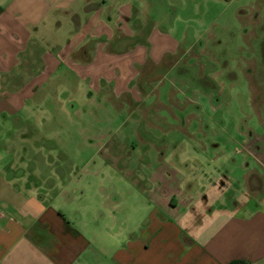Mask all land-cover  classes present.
<instances>
[{
    "label": "crops",
    "instance_id": "obj_1",
    "mask_svg": "<svg viewBox=\"0 0 264 264\" xmlns=\"http://www.w3.org/2000/svg\"><path fill=\"white\" fill-rule=\"evenodd\" d=\"M155 3L0 0V136L6 145L0 156V264H264V144L241 145L236 154L242 159H231L241 176L219 169L208 180V197L205 188L193 193L192 180L161 160L156 148L155 167L146 161L149 172L128 177L136 191L145 184L148 191L140 196L157 187L159 192L132 206L134 194L122 195L127 202L117 208L119 241L110 255L102 239L107 230L97 223L101 214L89 219L87 236L84 225H76L80 217L67 208L73 192L62 196L65 192L43 188L44 161L30 164L27 149H15L14 138H7L12 128L21 145L30 142L27 135H40L31 120L45 113L46 88L59 87L62 80L85 85L99 102L123 101L137 111L149 97L142 87L153 82L158 68L170 66L168 57L179 47L157 29L148 10ZM153 97L155 104L158 96ZM168 101L171 97L162 98ZM28 120L32 130L24 126ZM32 146L33 153L44 151L40 144ZM62 198L66 203L58 202Z\"/></svg>",
    "mask_w": 264,
    "mask_h": 264
},
{
    "label": "rangeland",
    "instance_id": "obj_2",
    "mask_svg": "<svg viewBox=\"0 0 264 264\" xmlns=\"http://www.w3.org/2000/svg\"><path fill=\"white\" fill-rule=\"evenodd\" d=\"M157 1L149 13L157 29L179 47L168 57L170 66L158 68L153 82L142 87L149 97L137 111L123 101L118 106L99 102L85 85L62 80L59 87L46 88L45 113L31 120L40 135H27L30 142L23 145L16 140V128L7 136L14 138L15 149H27L30 164L44 161L39 177L43 188L65 192L62 196L73 192L74 202L67 208L80 217L76 225H84L87 236L89 219L101 214L96 221L105 225L102 239L110 255L119 241L122 211L117 208L124 209L127 202L122 195L134 194L132 206L159 192L157 187L140 196V191H148L145 184L137 192L129 183L128 176L137 170L149 172L146 161L155 167L158 153L163 154L161 160L192 180L193 193L205 188L208 197V180L217 177L219 169L241 176L231 160L242 159L236 154L241 145L264 144V0ZM153 96H158L155 104ZM164 96L171 102H162ZM24 126L33 128L30 120ZM4 138L0 136V156ZM34 142L44 148L39 155L31 150ZM114 197H119L115 204ZM62 200L66 203L65 198L58 202Z\"/></svg>",
    "mask_w": 264,
    "mask_h": 264
},
{
    "label": "trees",
    "instance_id": "obj_3",
    "mask_svg": "<svg viewBox=\"0 0 264 264\" xmlns=\"http://www.w3.org/2000/svg\"><path fill=\"white\" fill-rule=\"evenodd\" d=\"M231 264H243L242 262H232Z\"/></svg>",
    "mask_w": 264,
    "mask_h": 264
}]
</instances>
